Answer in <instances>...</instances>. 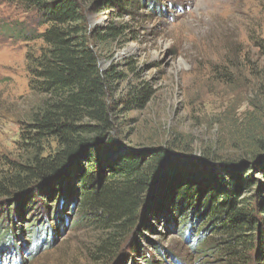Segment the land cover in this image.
Segmentation results:
<instances>
[{
    "label": "rangeland",
    "instance_id": "1",
    "mask_svg": "<svg viewBox=\"0 0 264 264\" xmlns=\"http://www.w3.org/2000/svg\"><path fill=\"white\" fill-rule=\"evenodd\" d=\"M159 1L165 9L163 15L150 9L149 0H139L142 6L131 11L130 6L122 5V11L109 3L87 15L90 29L109 18L124 26L122 34L103 45L99 61L101 69L113 67L120 73L108 90L112 134L120 152L149 154L165 147L173 156L159 171L156 186L151 190L149 185L146 190V194L151 192L155 213L165 209V216L173 211L158 197L166 191L167 186L162 187L175 180L197 189L199 196L203 187L214 184L215 177L226 181L230 175L253 173L256 177L248 188L235 190L238 197L250 201L264 186L260 172L264 158L249 165L252 157L261 153L257 141L264 139V0ZM34 16L16 3L0 0V170L7 167L9 159L20 161L25 124L42 97L29 87L26 68L27 55L38 52L41 40H26L7 31L18 22L33 37L45 30ZM137 96L139 102L133 100ZM60 147L52 139L43 141V156L52 157ZM169 171L177 172L169 175ZM188 174L192 179L184 180ZM62 175L43 185L49 187L48 195H41L38 187L30 189L27 193H36H30L23 213L18 206L27 193L12 200L0 197V242L7 247L17 245L24 252L21 264H118L135 237L143 256L133 253L124 264H146L145 259L151 264H241L227 254L230 236L222 228L210 227L212 223L207 222L201 226L206 229L203 242L193 245L179 234L177 216L167 224L153 213L142 219V211L138 227L118 254L104 257L96 250L103 232L90 218L82 217L81 205L59 204L64 195L61 191L79 193L74 178L64 182ZM51 186L56 191H50ZM207 214L199 218L198 227L207 221ZM33 224L49 225L54 233L47 238L50 245L43 244L28 256L24 249L36 241ZM9 229L19 237L9 239ZM255 229L257 236L258 230L264 231V223ZM257 242L258 238L253 247ZM12 257L11 252L5 254L3 264L13 263Z\"/></svg>",
    "mask_w": 264,
    "mask_h": 264
},
{
    "label": "trees",
    "instance_id": "2",
    "mask_svg": "<svg viewBox=\"0 0 264 264\" xmlns=\"http://www.w3.org/2000/svg\"><path fill=\"white\" fill-rule=\"evenodd\" d=\"M2 1L16 3L26 12L35 13L36 24L45 25V30L29 37L28 30L18 22H15L13 28H7V31H14L18 36L26 37V40H41L42 46L38 52L27 55L26 68L30 73L29 87L42 97L25 124L26 129L20 139V149L24 154L20 161L9 159L7 167L0 170V197L8 196L7 199L12 200L37 187L41 195H48L49 187L43 185L58 179L64 172L62 180L67 182L73 177L72 180L79 187V193L72 195L65 194V190L59 191L60 194L64 192L59 204L70 202L72 205H81L82 217L90 218L103 232L96 250L104 257L118 254L121 246L125 245L134 234L133 230L138 227L137 219L142 211V219L153 213L155 216H152L157 220L167 221V224L171 218L175 220L177 216L179 234L185 237V240H192L193 245L203 242L202 233L206 229L203 231L201 226L207 222L212 223L210 227H219L229 233L227 254L237 257L241 264H264V231L258 230L257 236L254 233L255 228H261L264 223V186L251 195L250 201L244 196L239 198L235 191L242 186L248 188L247 184L254 180L255 174L248 173L245 177L230 175L226 181L214 176V184L203 187V195L200 194L202 197L196 195L197 189L187 187L184 181L167 183L162 187L164 189L167 186L158 201L168 202L173 211L170 214L168 211L164 216L165 209L158 210L157 214L154 212V203L149 198L151 194L147 198L149 192L146 194V190L151 182L158 181L159 171L173 156L166 152L165 147L153 149L149 154L120 152V144L112 134L114 130L111 105L108 102L111 82L120 77V73L113 67L101 69L99 61L103 56V45L122 34L124 26L109 18L102 26L97 25L90 29L87 15L99 12L109 3L115 4L122 11L125 10L124 5L130 6L128 10L131 11L135 6H142L139 5L141 2ZM149 2L150 9L153 7L156 15L165 13L159 0ZM29 31L33 33L34 30ZM133 100L139 102L140 97H134ZM48 139L61 146L52 157L43 156L42 143ZM256 144L261 153L258 156L255 154L249 165L264 158V139ZM71 158L72 162L57 176L59 170ZM221 165L228 167L224 163ZM70 167L72 169L67 173L66 170ZM260 168L264 176V165ZM173 172L177 171H169V175H173ZM164 177L167 178L168 173H165ZM186 177L192 179L193 176L188 174L183 179ZM50 191L56 190L51 186ZM30 193L33 196L36 192L24 195L18 206L21 213L29 205ZM205 213H208L207 221L201 222L198 227L199 218ZM60 216L67 217L64 214ZM147 221L148 219L145 223ZM34 226L33 224L32 228L36 233V241L24 249L25 255L28 256L35 253L41 245H50L51 239L47 243V238L54 233L49 225ZM11 231L12 229H9L8 233H12ZM13 232L8 236L9 239H12L13 235L15 239L19 237L15 230ZM2 238L3 235H0V240ZM256 238L258 242L253 247ZM136 239H132L133 244L131 243L128 254L120 259L118 264L127 263L129 255L133 256V253H137L139 257L143 256ZM200 243L198 246H201ZM5 244L0 242V264H3L2 258L8 252L14 257L13 263L5 264H21V253L24 252L20 251L17 245L7 247L8 244ZM145 262L151 264L147 259Z\"/></svg>",
    "mask_w": 264,
    "mask_h": 264
},
{
    "label": "water",
    "instance_id": "3",
    "mask_svg": "<svg viewBox=\"0 0 264 264\" xmlns=\"http://www.w3.org/2000/svg\"><path fill=\"white\" fill-rule=\"evenodd\" d=\"M80 151H81V150H80ZM80 151H79V152H80ZM72 160H73V158H71V159L69 160V162H67V163H66V164H65V165L59 170V172L57 173V176L60 175V174L62 173L63 169H65V168L67 167V165H68L69 163L72 162ZM155 180H156V179H155ZM156 184H157L156 181L151 182V183H150V189L152 190L153 187H154ZM150 194H151V192H149L147 198L150 196ZM147 198H146V199H147Z\"/></svg>",
    "mask_w": 264,
    "mask_h": 264
}]
</instances>
